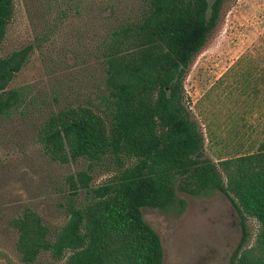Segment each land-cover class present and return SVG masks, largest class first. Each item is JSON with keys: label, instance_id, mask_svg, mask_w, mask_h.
<instances>
[{"label": "trees", "instance_id": "obj_1", "mask_svg": "<svg viewBox=\"0 0 264 264\" xmlns=\"http://www.w3.org/2000/svg\"><path fill=\"white\" fill-rule=\"evenodd\" d=\"M225 0H138L133 14L109 24L96 47L101 62L100 98L51 110L34 142L59 163L84 160L87 171L111 175L90 185L81 170L69 181L66 222L56 229L26 209L15 219L17 249L32 262L47 251L61 264H163L159 234L144 220L143 207L166 210L184 200L178 192L208 196L222 192L239 214L242 238L228 264H264V131L244 150L207 156L204 135L192 118L184 79L195 55L216 26ZM58 22L82 13L75 0H60ZM17 0H0V44ZM115 11L110 6L111 14ZM56 24H46V36ZM31 46L0 56V115L23 100L8 83L26 62ZM245 70L231 85L244 112L264 110V72ZM226 85V84H225ZM227 87L229 83L227 82ZM243 145H241L242 147ZM84 195L78 198L79 192ZM178 203V204H179ZM247 217L258 229L254 242Z\"/></svg>", "mask_w": 264, "mask_h": 264}, {"label": "rangeland", "instance_id": "obj_2", "mask_svg": "<svg viewBox=\"0 0 264 264\" xmlns=\"http://www.w3.org/2000/svg\"><path fill=\"white\" fill-rule=\"evenodd\" d=\"M58 1L17 0L0 44V56L31 46L26 62L7 85L20 89L23 100L0 115V264H61L47 251L32 262L24 261L16 246L15 219L30 209L51 229L62 226L69 181L77 180V172L87 171V165L84 160H51L34 136L51 110L98 103L102 67L96 47L109 24L133 14L138 2L77 0L82 13L58 22L55 9L51 15L47 12L48 6L67 4ZM110 6L115 8L112 14ZM46 24L57 26L43 36ZM245 70L254 79L264 72V0H225L183 82L192 118L204 135L205 153L215 161L218 155L244 150L264 131V110L244 112L242 97L231 87ZM87 172L92 174L90 185L111 175L102 166ZM83 195L81 190L77 197ZM178 196L184 207L177 202L164 211L142 208L144 220L160 236L163 264H228L242 238L240 217L230 200L220 191L208 196L178 192ZM246 227L249 236L244 245L250 246L258 223L247 217Z\"/></svg>", "mask_w": 264, "mask_h": 264}]
</instances>
